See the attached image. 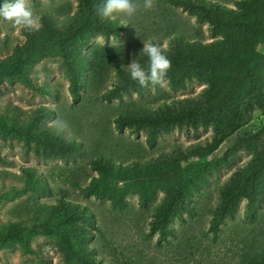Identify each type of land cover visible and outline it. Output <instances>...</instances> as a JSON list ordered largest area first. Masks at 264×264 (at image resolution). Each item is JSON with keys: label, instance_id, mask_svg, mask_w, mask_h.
Segmentation results:
<instances>
[{"label": "rangeland", "instance_id": "rangeland-1", "mask_svg": "<svg viewBox=\"0 0 264 264\" xmlns=\"http://www.w3.org/2000/svg\"><path fill=\"white\" fill-rule=\"evenodd\" d=\"M250 1L191 0L216 8L243 25L218 29L188 9L154 0L152 9L140 8L131 18H108L126 25L117 37L89 33L86 45L68 46V60L49 58L22 67L16 66L11 54L24 42L26 29L0 18V264L65 263L67 249L40 229L41 222L55 217L62 199L69 207L73 204L88 213L86 218L93 227L76 222L86 232L82 231L75 247L93 264H245L264 257V111L260 102L242 98L225 124L176 128L157 135L149 146L145 130L117 132V114L136 106L154 110L180 108L185 101L202 104L210 83L193 76L183 88H172L164 78L142 94L133 92L110 101L101 98L116 86V68L128 70L136 47L145 41L154 40L167 48L172 37L180 36L209 49L233 45L243 46L247 52L264 51V12L258 19L262 25L255 27L241 4ZM29 3L38 17L44 13L52 16L59 31L67 30L80 9L78 0ZM69 67L75 70L80 86L76 103L68 90ZM250 102L256 106L244 126L214 152L197 150H206L228 124L247 118ZM57 118L69 124L61 138L76 144L72 159L48 158L47 150L35 144V134L55 131L51 121ZM174 162L181 168L175 189L163 180L144 177L166 170ZM251 166L263 169L256 182L260 197L253 212L247 213L246 198L237 199L212 234L209 221L221 200V189L236 173ZM23 169H30L32 179L42 183L41 191L26 189L31 184ZM87 186L97 193H82ZM169 197L175 200L173 208L181 217L168 212L162 223L165 235L160 237L151 226ZM9 224L21 225L31 253H23L15 238H2L13 230Z\"/></svg>", "mask_w": 264, "mask_h": 264}, {"label": "trees", "instance_id": "trees-1", "mask_svg": "<svg viewBox=\"0 0 264 264\" xmlns=\"http://www.w3.org/2000/svg\"><path fill=\"white\" fill-rule=\"evenodd\" d=\"M169 5L180 6L196 14L200 20H206L220 29L224 26L242 27L237 19H232L227 15L219 14L216 8L206 7L201 3H193L191 0H164ZM79 11L69 23L67 30L59 31L56 28L54 18L48 14H41L39 19L41 27L37 30H24V42L17 44L11 54L16 66L36 65L49 58L69 59L68 46L72 43L86 45L87 34H100L105 37H117L119 33L126 29V25L121 24L117 19H102L95 12L97 5L102 0H78ZM242 9L248 11L255 27L262 25L259 15L264 12V0H252L250 2H241ZM246 27V26H244ZM153 43H158L152 40ZM159 44V43H158ZM238 45H242L239 43ZM160 46V45H159ZM161 47V46H160ZM143 46L139 45L135 49V60L143 66H147L148 58L142 51ZM163 53L170 59L171 67L165 78L169 81L172 88H183L186 82L194 77L207 80L210 85L206 92V97L202 104H193L185 101L180 104V108L162 107L151 110L146 106H136L122 110L114 119L115 130L119 133L128 130L132 134H137L141 130L147 132L146 142L153 146L156 136L167 134L174 129L186 127L195 128L196 126L214 122L216 124H225L229 119V112L235 103L243 99H256L255 102L261 103L264 111V51L247 52L243 46L230 45L227 48L217 50L216 47L203 46L184 40L180 36H174L170 40L167 48H162ZM69 73V93L72 101L76 103L80 98L79 83L73 67L68 68ZM117 84L101 95L103 100L119 99L122 95L130 93L142 94L146 92L152 84L147 87H141L137 82L130 78L127 69L116 68ZM215 79V82L212 80ZM255 103L250 102L246 108L247 118L241 117L240 122L228 124L227 129L222 130L212 142L208 144L206 150L198 148V151H205L207 154L214 152L217 147L231 136L236 130L244 126L250 113L254 110ZM34 141L36 146L42 150H47L45 154L48 158L72 159L77 154L75 143L64 142L61 135L55 131H49L48 134H35ZM262 166H251L250 170L238 172L229 183L221 189V200L213 210L209 231L216 234L223 218L229 213L231 206L239 198H246L248 201V211L253 212L254 206L259 198V173ZM27 182L34 186H27L26 189L41 191L42 183L32 179L30 169H23ZM181 168L176 162L168 166L166 170H159L154 173H145L147 179H158L165 181L166 185H179L181 178ZM37 183V184H35ZM178 187V186H177ZM84 194L97 193L94 188L87 186L81 189ZM183 191V190H182ZM169 191V195H170ZM181 197V196H180ZM165 208L158 214L154 220L151 230L158 231L159 236L165 235V228L162 224L167 218L168 212L176 217L181 214L173 208L175 202L173 197L168 198ZM142 203L146 198H141ZM68 202L60 200L56 206V214L52 220H45L40 223L41 232L48 236H53L59 244L67 249L64 264H93L84 256L76 251L75 242L82 236L85 229L82 226L93 227L89 224L85 208H78L76 205L68 206ZM183 209V207H182ZM249 215V214H247ZM13 228L2 238H15L23 253H31L29 241L21 234V225L9 224ZM86 232V231H85ZM245 264H264V257L258 260H247Z\"/></svg>", "mask_w": 264, "mask_h": 264}, {"label": "clouds", "instance_id": "clouds-1", "mask_svg": "<svg viewBox=\"0 0 264 264\" xmlns=\"http://www.w3.org/2000/svg\"><path fill=\"white\" fill-rule=\"evenodd\" d=\"M154 7V0H102L97 5L95 12L102 19L114 16H127L131 18L140 8L150 10ZM0 18L9 21L13 26H20L28 30H35L40 25L39 17L34 12L29 0H3L0 4ZM143 53L148 58L147 66L141 65L134 58L127 65L130 78L141 87L149 84L158 85L171 67L170 59L163 53L158 43L151 41L143 42ZM51 127L57 135L67 132L69 124L66 120L57 118L51 121Z\"/></svg>", "mask_w": 264, "mask_h": 264}]
</instances>
